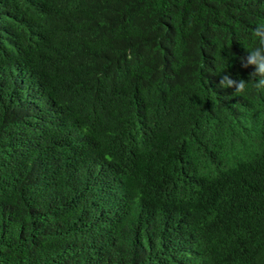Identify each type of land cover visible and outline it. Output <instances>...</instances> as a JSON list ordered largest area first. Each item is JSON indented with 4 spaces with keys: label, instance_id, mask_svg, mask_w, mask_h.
Returning a JSON list of instances; mask_svg holds the SVG:
<instances>
[{
    "label": "trees",
    "instance_id": "1",
    "mask_svg": "<svg viewBox=\"0 0 264 264\" xmlns=\"http://www.w3.org/2000/svg\"><path fill=\"white\" fill-rule=\"evenodd\" d=\"M261 24L264 0H0V264H264Z\"/></svg>",
    "mask_w": 264,
    "mask_h": 264
},
{
    "label": "clouds",
    "instance_id": "2",
    "mask_svg": "<svg viewBox=\"0 0 264 264\" xmlns=\"http://www.w3.org/2000/svg\"><path fill=\"white\" fill-rule=\"evenodd\" d=\"M253 35L259 38L260 47L255 48L248 55L247 63L242 61L244 67L255 66V72L250 75L253 81H255L254 87L264 89V24L258 26ZM259 78V79H257ZM247 82L243 79L233 80L230 76H223L220 81V87L225 89H234V95H242L246 92Z\"/></svg>",
    "mask_w": 264,
    "mask_h": 264
}]
</instances>
